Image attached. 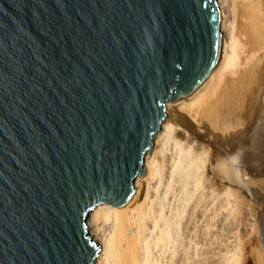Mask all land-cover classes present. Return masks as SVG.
<instances>
[{"label": "water", "instance_id": "95a60500", "mask_svg": "<svg viewBox=\"0 0 264 264\" xmlns=\"http://www.w3.org/2000/svg\"><path fill=\"white\" fill-rule=\"evenodd\" d=\"M219 51L215 0H0V264H93L88 214Z\"/></svg>", "mask_w": 264, "mask_h": 264}, {"label": "bare ground", "instance_id": "6f19581e", "mask_svg": "<svg viewBox=\"0 0 264 264\" xmlns=\"http://www.w3.org/2000/svg\"><path fill=\"white\" fill-rule=\"evenodd\" d=\"M220 51L173 103L120 207L99 205L93 264H264V0H215Z\"/></svg>", "mask_w": 264, "mask_h": 264}, {"label": "rangeland", "instance_id": "374dc122", "mask_svg": "<svg viewBox=\"0 0 264 264\" xmlns=\"http://www.w3.org/2000/svg\"><path fill=\"white\" fill-rule=\"evenodd\" d=\"M177 101H178V99H177ZM174 102H176V100L173 101V103H174ZM258 183H259V186H256L257 188H259L260 186L263 187V186H264V177H262V178L259 177V178H258Z\"/></svg>", "mask_w": 264, "mask_h": 264}]
</instances>
